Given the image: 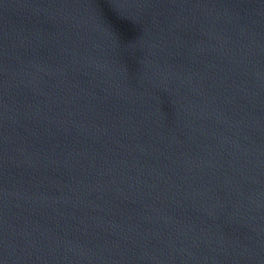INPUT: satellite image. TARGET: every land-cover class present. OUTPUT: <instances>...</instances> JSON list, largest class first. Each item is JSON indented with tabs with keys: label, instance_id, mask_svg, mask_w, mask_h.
Here are the masks:
<instances>
[{
	"label": "water",
	"instance_id": "water-1",
	"mask_svg": "<svg viewBox=\"0 0 264 264\" xmlns=\"http://www.w3.org/2000/svg\"><path fill=\"white\" fill-rule=\"evenodd\" d=\"M0 264H264V0H0Z\"/></svg>",
	"mask_w": 264,
	"mask_h": 264
}]
</instances>
